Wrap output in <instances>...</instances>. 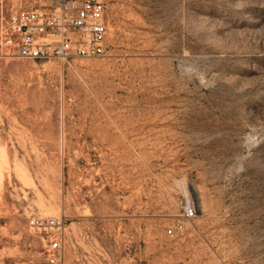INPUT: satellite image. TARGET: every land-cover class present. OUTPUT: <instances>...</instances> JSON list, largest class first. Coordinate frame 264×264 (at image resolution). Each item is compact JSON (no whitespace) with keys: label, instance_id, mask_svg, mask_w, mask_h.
I'll return each mask as SVG.
<instances>
[{"label":"rangeland","instance_id":"374dc122","mask_svg":"<svg viewBox=\"0 0 264 264\" xmlns=\"http://www.w3.org/2000/svg\"><path fill=\"white\" fill-rule=\"evenodd\" d=\"M106 1L103 56L0 54V264L38 216L63 264H264V0Z\"/></svg>","mask_w":264,"mask_h":264},{"label":"built area","instance_id":"2783aa9c","mask_svg":"<svg viewBox=\"0 0 264 264\" xmlns=\"http://www.w3.org/2000/svg\"><path fill=\"white\" fill-rule=\"evenodd\" d=\"M0 54L26 59L101 57L107 50L109 12L106 0H57L48 9L31 8L11 11L2 25ZM197 214L186 209V218ZM31 228L46 232L45 252L48 264H63L64 245L61 231L65 220L58 217H33ZM175 229L167 230L169 235Z\"/></svg>","mask_w":264,"mask_h":264}]
</instances>
